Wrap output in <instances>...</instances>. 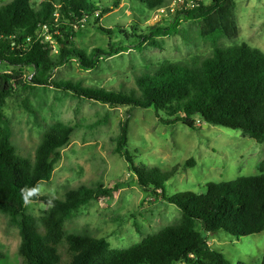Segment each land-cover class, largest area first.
<instances>
[{"label":"trees","instance_id":"1","mask_svg":"<svg viewBox=\"0 0 264 264\" xmlns=\"http://www.w3.org/2000/svg\"><path fill=\"white\" fill-rule=\"evenodd\" d=\"M140 1L154 12L171 4L168 0ZM196 3L193 9L168 16L167 25V17L156 22L148 36L137 35L139 44L154 43L155 37L176 33L183 20L195 21L201 24V37L213 45L212 55L199 66L175 62L143 72L136 78L137 89L130 91L84 85L72 78L53 80L55 71L73 59L84 69H94L101 55L113 56L124 50L110 46L95 48L88 54L75 42L82 24L110 9L102 8L96 0H43L39 9H34L31 0H11L0 5V212L10 216L19 228L22 264H232L208 243L203 233L225 231L241 237L264 232V173L208 183L205 193L184 191L166 198L165 182L176 172L134 161L127 150V119L116 152L128 162L141 187L181 210L180 219L123 250L112 249L106 238L65 234V222L80 208L100 195L113 196L118 186H81L68 191L64 199L39 196L38 183L51 180L74 128L64 123L51 126L37 146L34 159L21 156L11 140L12 128L4 107L16 86L26 85L17 75L32 68L34 73L28 82L34 85L54 87L110 106L154 108L157 114L168 115L164 122L182 121L192 129L198 120L237 129L263 143L264 52L246 43L230 48L219 44L223 37L238 34L235 0ZM104 31L113 34L111 30ZM52 41L58 44L56 52ZM4 68L12 74L4 72ZM29 201H43L50 207L36 219L26 212ZM4 257L0 250V261Z\"/></svg>","mask_w":264,"mask_h":264},{"label":"rangeland","instance_id":"2","mask_svg":"<svg viewBox=\"0 0 264 264\" xmlns=\"http://www.w3.org/2000/svg\"><path fill=\"white\" fill-rule=\"evenodd\" d=\"M9 1L0 0V5ZM42 1L31 0V4L39 9ZM96 1L110 11L95 14L77 29V46L88 54L95 48L110 49V46L124 50L113 56L101 55L94 69H84L73 59L55 71L53 80L72 78L84 85L130 91L137 89L136 78L143 72L175 62L199 66L213 53L211 42L201 37L198 22L183 20L176 33L155 37L154 43L147 41L142 45L137 35L150 34L151 26L158 22L154 11L148 10L140 0ZM116 3H119L117 7ZM233 11L238 34L234 38L223 37L219 44L230 48L246 43L264 52V0H235ZM169 18L164 21L165 25ZM104 30H111L113 34ZM52 44L56 52L58 44L56 41ZM3 71L12 72L7 68ZM33 73L32 68H26L23 75H17L26 85H17L4 107L17 152L34 159L37 146L51 126L64 123L74 128L51 180L39 182L36 193L64 199L68 191L81 186H118L113 196L100 195L80 208L65 222V234L106 238L112 249L123 250L180 219L181 210L141 187L128 162L116 152L127 119V150L134 161L164 172H176L165 182L166 198L184 191L205 193L208 183L264 173V142L258 143L240 130L213 124L205 126L207 123L200 120L194 129L182 121L167 123L163 119H169L168 115L157 114L154 108L110 106L80 98L72 92L31 84L28 79ZM191 160L193 164L188 163ZM49 207L43 201H29L26 212L39 219ZM203 234L230 263L262 264L264 232L241 237L225 231ZM20 244L18 226L10 216L0 212V250L5 253L0 264H22Z\"/></svg>","mask_w":264,"mask_h":264},{"label":"built area","instance_id":"3","mask_svg":"<svg viewBox=\"0 0 264 264\" xmlns=\"http://www.w3.org/2000/svg\"><path fill=\"white\" fill-rule=\"evenodd\" d=\"M196 1L202 0H173L167 7L159 8L154 12L155 20L160 21L163 18L170 16L178 10H188L196 7Z\"/></svg>","mask_w":264,"mask_h":264},{"label":"water","instance_id":"4","mask_svg":"<svg viewBox=\"0 0 264 264\" xmlns=\"http://www.w3.org/2000/svg\"><path fill=\"white\" fill-rule=\"evenodd\" d=\"M205 126H208V124H205Z\"/></svg>","mask_w":264,"mask_h":264}]
</instances>
